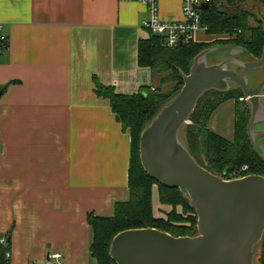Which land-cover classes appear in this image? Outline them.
<instances>
[{
    "label": "crops",
    "instance_id": "crops-1",
    "mask_svg": "<svg viewBox=\"0 0 264 264\" xmlns=\"http://www.w3.org/2000/svg\"><path fill=\"white\" fill-rule=\"evenodd\" d=\"M159 12L182 20V0H160ZM147 17L138 1L0 0L9 40L0 54L7 264H45L48 253H59L62 264H91L88 214L112 216L116 203L129 199L130 134L95 89L96 80L120 94L161 85L160 74L139 64V42L153 34L142 26ZM197 37L217 36L199 30ZM236 107L225 100L209 120L231 141Z\"/></svg>",
    "mask_w": 264,
    "mask_h": 264
},
{
    "label": "water",
    "instance_id": "water-1",
    "mask_svg": "<svg viewBox=\"0 0 264 264\" xmlns=\"http://www.w3.org/2000/svg\"><path fill=\"white\" fill-rule=\"evenodd\" d=\"M208 6L204 2L201 8ZM263 67L264 50L254 58L244 48L216 45L195 56L181 90L142 131L140 158L151 177L186 195L198 216V231L174 236L154 227L123 230L110 244L117 264H257L264 235V175L227 179V170L211 172L189 151L181 129L207 90L240 87L250 110L249 139L264 158ZM46 262L59 264L50 262V253Z\"/></svg>",
    "mask_w": 264,
    "mask_h": 264
},
{
    "label": "trees",
    "instance_id": "trees-1",
    "mask_svg": "<svg viewBox=\"0 0 264 264\" xmlns=\"http://www.w3.org/2000/svg\"><path fill=\"white\" fill-rule=\"evenodd\" d=\"M202 19L208 25L207 33L217 36L210 42L191 40L175 48H165L161 37L151 34L139 42L138 58L141 66L160 74L161 85L154 90L144 87L140 92L120 94L111 86L96 80V93L110 99L111 108L122 129L129 132L131 161L129 168L130 197L115 205L112 216H87L92 231L91 264H117L110 255V244L119 232L126 229L154 227L174 236L195 235L198 216L189 199L179 189L167 187L151 177L140 158V139L145 126L183 87L184 75L190 72L193 60L204 49L216 46H235L260 58L264 50V0H209ZM259 10V11H258ZM198 100L190 115L191 124L184 125L186 146L196 160L213 173L233 179L249 174L264 175V158L251 144L248 136L250 110L240 87L228 91L209 89ZM144 92L145 94H142ZM213 92L207 98V94ZM236 100L234 140H228L209 128L214 110L225 100ZM204 146V152L201 149ZM206 155L207 160L202 156ZM248 166L247 171H240ZM157 194L158 209L153 198ZM157 210V211H156ZM9 245L0 243V264H7ZM257 264H264V235L260 244Z\"/></svg>",
    "mask_w": 264,
    "mask_h": 264
},
{
    "label": "built area",
    "instance_id": "built-area-1",
    "mask_svg": "<svg viewBox=\"0 0 264 264\" xmlns=\"http://www.w3.org/2000/svg\"><path fill=\"white\" fill-rule=\"evenodd\" d=\"M138 1L145 5L148 17L143 20L142 26L149 29L154 35L161 37L162 45L165 48H175L184 43L195 40V34L199 30H208V25L202 19L203 10L201 8L204 2L209 0H182L183 19L180 21L165 20L160 17V0H123ZM182 42V43H181ZM8 36L4 31L3 24L0 23V54L8 47ZM189 122V120H188ZM248 166H244L240 171H247ZM7 241L6 235H0V243ZM11 253L6 252V257L10 258ZM59 253H50V262L62 264L59 259ZM27 264H38L35 260ZM45 264H48L46 262Z\"/></svg>",
    "mask_w": 264,
    "mask_h": 264
},
{
    "label": "rangeland",
    "instance_id": "rangeland-1",
    "mask_svg": "<svg viewBox=\"0 0 264 264\" xmlns=\"http://www.w3.org/2000/svg\"><path fill=\"white\" fill-rule=\"evenodd\" d=\"M261 11H262V13H264V6H262L261 7V9H260ZM259 11V10H258ZM264 21V20H263ZM198 32H196V34H195V39H197L198 37ZM244 57V56H243ZM248 56H246L245 58H247ZM263 71H264V68H261ZM261 71V70H260ZM207 91H210V90H207ZM213 92H210V93H208L207 94V98L209 97V95H211ZM242 98L243 97H241L240 99H239V101H241L242 100ZM188 124H191L192 123V121L189 119V122H187ZM186 124V123H185ZM184 124V125H185ZM181 138H182V140L185 142V144H186V141H185V138H184V126L182 127V129H181ZM263 145V149H264V143L262 144ZM201 149H202V151H203V153H205L204 152V146H201ZM205 160H207V157H206V155L204 154L203 156H202ZM262 172H264L263 170H262ZM153 202H154V206H155V208L156 209H158V207H161V204L159 205V200H158V198H157V194H155L154 195V198H153ZM157 211V210H156ZM259 248H260V245H259ZM259 248H258V253H259ZM256 260L258 261V255L256 256ZM39 264H44V262L43 263H39Z\"/></svg>",
    "mask_w": 264,
    "mask_h": 264
}]
</instances>
